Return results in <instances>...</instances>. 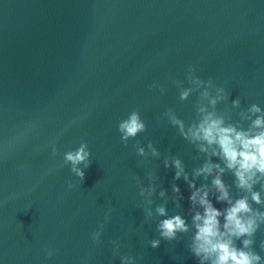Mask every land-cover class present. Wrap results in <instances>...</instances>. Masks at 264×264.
<instances>
[{
	"label": "water",
	"instance_id": "water-1",
	"mask_svg": "<svg viewBox=\"0 0 264 264\" xmlns=\"http://www.w3.org/2000/svg\"><path fill=\"white\" fill-rule=\"evenodd\" d=\"M189 65L205 85L211 78L209 98L202 85L180 99L195 87ZM154 83L163 92L150 89ZM217 95L224 98L213 107ZM254 104L264 113V0H0V264H200L191 251L192 217L202 209L165 160L179 159L221 210L228 204L216 200L215 172L207 179L193 173L209 159L224 164L186 139L169 109L185 131L200 120L201 106L247 129L243 116L261 114L249 112ZM133 109L147 130L125 147L117 125ZM81 140L91 153L89 167L79 165L83 181L63 161ZM221 179L233 201L248 196L264 213V179L253 186L259 204L237 188L233 172L225 169ZM149 186L151 196L141 195ZM175 215L189 230L168 240L158 224ZM100 224L97 244L91 236ZM258 224L251 250L264 264Z\"/></svg>",
	"mask_w": 264,
	"mask_h": 264
},
{
	"label": "clouds",
	"instance_id": "clouds-1",
	"mask_svg": "<svg viewBox=\"0 0 264 264\" xmlns=\"http://www.w3.org/2000/svg\"><path fill=\"white\" fill-rule=\"evenodd\" d=\"M196 68L193 65L188 66L187 79L194 88L184 89L180 92V99L184 100L189 93L199 89L205 82L199 77L193 75ZM212 86V80L209 78L205 85V90L201 93L202 98H209L210 93L207 90ZM150 89L163 88L158 84H152ZM218 93H222L223 89H217ZM224 97L217 95L209 99V103L213 107L217 102ZM238 104V101H234ZM201 114L200 120L191 127L184 130L182 121L176 118L172 110L169 109V115L173 124L179 125L181 134L192 142H199V150L208 153L211 150V155L218 157L224 164H214L211 160H207L202 167L196 169L193 173L195 177L203 175L205 179L212 176V187L216 189L218 195L217 202L228 204V207L223 210L218 209L209 199V189L207 185L196 187L192 180H189L188 175L184 171V166L179 159H173L171 164L165 160V167L174 166L176 169L174 179L179 180L182 176L189 188L193 189L189 200L193 206L199 205L202 209L197 211L192 217V227L195 229L191 251L200 261V264L210 262V264H260L261 257L252 249L254 243L252 237L259 227L258 219L264 222V213L256 212L252 209L248 202V196H243L235 201L229 195V189L221 179V175L225 169L233 172L237 188L251 193V199L257 204L261 203L259 192L253 191V186L260 180L264 179V113H261L260 107L252 105L249 112L252 114L261 113L252 119L251 116L244 115L243 118L251 120L247 129L238 127L232 123H226L223 116L218 115L215 111H208L201 106L198 109ZM117 130L120 133V139L125 147L128 146L130 139H135L138 134L147 130L146 123L141 119L140 110L133 109L126 118L120 120L117 125ZM138 155H146L143 147L134 145ZM148 148L153 156H159L158 151L149 142ZM58 154V149L53 145L52 155ZM90 150L86 141L81 140L79 147L75 150H69L63 154L64 164L71 166V172L83 181L85 172L79 167L83 164L85 168L90 165ZM149 178L152 179V174L149 173ZM69 187H72L69 184ZM264 188V185H262ZM173 192L180 194L178 185L172 186ZM155 191L154 186H149L148 189H142L141 195L147 193L148 196ZM161 196L165 195L162 190ZM182 198V195H181ZM151 203V201H149ZM109 212L111 209L108 210ZM156 212L160 216H166V208L159 206ZM151 215V213H149ZM221 217L223 223H221ZM104 219L107 221L109 216L105 214ZM103 224L98 226V230L92 233L91 239L94 243H100V236L103 231ZM158 230L162 237L172 240L176 238L177 232H187L188 225L184 218L180 215H175L163 219L158 224ZM242 239L243 247H237L235 240ZM115 243V241H111ZM152 247L159 246V241H152ZM264 249V242L261 245ZM46 255L51 257L54 251L47 248ZM115 254V253H114ZM129 259L122 257V260ZM86 264V261H85Z\"/></svg>",
	"mask_w": 264,
	"mask_h": 264
}]
</instances>
